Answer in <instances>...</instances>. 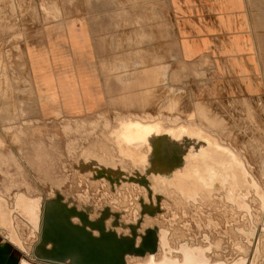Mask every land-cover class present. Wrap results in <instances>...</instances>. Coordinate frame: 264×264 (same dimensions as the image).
Wrapping results in <instances>:
<instances>
[{
  "label": "rangeland",
  "instance_id": "obj_1",
  "mask_svg": "<svg viewBox=\"0 0 264 264\" xmlns=\"http://www.w3.org/2000/svg\"><path fill=\"white\" fill-rule=\"evenodd\" d=\"M83 1L0 0V192L9 197L16 191H23L41 196L43 200L59 194L70 203L74 201L84 209L91 206L95 211L107 205L119 213L118 220L126 223L116 225L118 220L114 217L116 224L111 223V211L105 214L104 223L115 230L113 233L118 235L122 226H131L139 231L147 226H158L164 231L159 235L161 239L168 243L173 239L176 241L171 243L174 250L187 242L201 250L204 261L200 264H212L218 260L214 254L216 247L217 253L226 261L252 257L255 264H264V114L255 113L245 99L214 100V96L206 91L209 78L206 67L193 73L192 76L199 79L198 83H194L180 78L178 71L181 67L159 65L161 59L157 52L155 65L149 67L145 59L141 60L144 58L141 52L137 54L140 60L138 66L131 64L130 56H124L127 58L123 59V89L117 92V96L115 93L109 95L108 111L97 119L98 122L104 121L107 128L104 132L106 143L97 140L99 145L88 144L94 131L85 129L87 118H59L54 124L58 129L34 120L36 115L29 112L35 108V97L28 54L32 53L31 48L37 41L44 39V33L48 32L52 22H64L68 15L80 12ZM139 38L141 40L140 35ZM171 57L172 61L176 57L173 46ZM172 97L177 101L174 106H170ZM199 102L201 104L197 106ZM117 106L139 112L124 114L129 118L141 122L159 120L157 124L162 126L161 129L153 130L158 137L130 141L114 136L117 120L124 117L117 114L120 111ZM24 109L28 112L20 113ZM39 116H42L43 122L48 118L47 114ZM66 123L72 128L64 132L63 125ZM124 125L133 126L128 120H124ZM167 132L172 133L169 140L163 138ZM211 134L217 138V143L220 141L234 150L231 148L229 155L226 152L213 157L205 154L206 160L199 162L192 154L206 145L214 148L215 138ZM163 140L164 145L170 148L166 154L155 153L153 156L147 148V141L163 143ZM122 142H125L124 145H121ZM181 148H187L183 150V155H180ZM152 157L155 161H149ZM79 160L90 161V170L78 169L76 163ZM146 161L150 164L155 162V166L151 168ZM246 162L250 164V172ZM137 172L145 176L150 185L140 184ZM235 174L241 181L237 184V193L232 194L227 184ZM106 177L115 183L110 186ZM254 177L258 180V188L253 187ZM104 180L106 183H103ZM193 180L197 185L191 183L186 187L179 183ZM238 196H241L238 203L227 201ZM176 198L181 202H177ZM141 200L151 203L155 212L147 215L139 208L136 210L134 207ZM128 206H132V210ZM227 207L234 208L236 212ZM73 218L79 219L78 215ZM16 224L24 237L23 250L10 244L11 240L2 229L0 240L8 241L11 254L19 261L71 264L68 259L55 263V260L38 256L34 251L40 241L38 234L33 233L32 227L19 217ZM244 224H248L243 226L245 234L239 233L237 226ZM162 252L163 249L158 246L153 257L155 262L163 259ZM174 253L178 256L166 257L181 262L182 253ZM123 259L124 264L144 263L147 253H124ZM2 264L7 263L3 261Z\"/></svg>",
  "mask_w": 264,
  "mask_h": 264
},
{
  "label": "crops",
  "instance_id": "obj_2",
  "mask_svg": "<svg viewBox=\"0 0 264 264\" xmlns=\"http://www.w3.org/2000/svg\"><path fill=\"white\" fill-rule=\"evenodd\" d=\"M44 34L28 54L35 97L29 112L55 129L59 118H87L89 145L106 143L97 119L108 111L109 95L123 89L124 56L138 66L140 52L148 67L157 52L159 65L181 67L180 78L194 83L193 73L206 67L214 100L245 99L264 114V0H84L80 12ZM117 107L122 116L139 113ZM39 114L48 115L45 122Z\"/></svg>",
  "mask_w": 264,
  "mask_h": 264
},
{
  "label": "bare ground",
  "instance_id": "obj_3",
  "mask_svg": "<svg viewBox=\"0 0 264 264\" xmlns=\"http://www.w3.org/2000/svg\"><path fill=\"white\" fill-rule=\"evenodd\" d=\"M174 94L175 93H173V95ZM173 97L170 99V106H174L177 102L174 101ZM200 104L201 103L199 102L197 106H199ZM124 120H128V123L132 124L133 126H125ZM174 121H177V119H175ZM157 123H159V120L155 122H141L140 120H135L129 118L128 116L119 117L116 123L117 125L115 126L116 129L114 130V136L121 139H129L130 141L132 140L137 141L138 139H142V140L154 139L158 137V133H155L153 130L162 127V126L158 127ZM63 127L65 128L64 132L67 131L68 128L69 129L72 128L70 124L63 125ZM160 135L159 137L161 139L172 138L171 136L172 133L169 132L165 133V136L163 135V138L161 137L162 135L161 136ZM212 138H215L214 141L216 142V143L214 142V148L206 145L201 147L200 149L194 150L192 155H195V157L197 158V160H199V162L202 160H206V155L209 157H213L214 155L216 156L223 155L224 152H226L227 155H229V153L232 150H234V148L229 145L226 144L224 145L222 143H219L220 141L217 143L216 140L217 138L215 136L213 137L212 135ZM167 139H166V143H167ZM124 143L125 142H122L121 145H124ZM69 145L70 143L68 144V146ZM147 148L151 150L152 155L154 156L155 153H159L160 155L166 154L170 146L168 147L167 144L164 145V140L163 143L147 141ZM186 149L181 148L180 155H183L184 154L183 150ZM128 150L129 149H125V151ZM148 153H150L149 150ZM148 157L151 156H149L148 154ZM150 159L151 160L149 161H155L153 157ZM166 159L167 158H164L163 160ZM149 161H146L145 163L147 165H151V168H153L155 166L154 165L155 162L153 164L152 163L150 164ZM245 164L247 166V171L250 172L249 162H246ZM76 165L77 168L80 170L89 171L91 167V162L86 160H79L77 161ZM203 173L205 174V172ZM137 175L139 176L137 181H139L140 184H142L143 186L150 185L146 180L145 176L142 177L141 173L139 172H137ZM239 175L242 176L241 174ZM113 177L115 178L116 175H113ZM207 177L208 176H206V178ZM106 179L107 182L110 184V186L112 183H115V181L112 182L110 180V177H106ZM240 181L241 180L237 177V174H235V176H232L231 179L229 178L227 185L230 186L229 189L232 192V194L237 193L238 190L237 184H239ZM104 182L105 180L103 181V183ZM257 182L258 180L254 177L253 187L258 188L256 186ZM179 183L182 185H187L186 187H188L191 183L197 185V182L195 180H193L192 182L179 181ZM100 186H102V184ZM263 189L264 188H262V190ZM62 196L63 195L55 194L51 198L46 197L48 199L43 200L41 196L38 195L32 196L23 191H16L12 193L9 197H7L6 194L0 192V229H2L4 234L11 240L12 243L10 244H13L14 246L22 250L24 248V244H23L24 237L22 238V236L20 235L16 224L17 217H19L32 227L33 233H35L36 235L38 234L37 235L38 238L40 237L39 244H37L36 249H34L36 254L38 256H41L43 259L45 258L46 260L49 261L55 260V263L57 261L62 262L68 259L71 262V264H124V259H123L124 253H129V252L135 255L147 253V260L144 263H137V264H200L202 261H204V258L202 257L203 252L201 250L196 249L195 247H192L190 244H188V242L179 245L178 250H174V247L171 243L176 241H174L173 239V242L168 243L167 241L161 239L159 235L163 234L164 231H161L160 227L158 226L157 227L147 226V228H145L142 231H139L137 228H133L131 226H127V227L122 226L118 229V233H119L118 235L121 236H118L117 234L113 233L115 231L114 229L110 228L109 225L104 223L105 214H108V212L110 213L111 211V217L113 220L111 223L116 224L114 218L118 220L120 218V215H118L119 213L116 212L115 209H111L107 205L102 206L101 209H99V211H95V209L91 206H87L84 209L73 203L74 201L71 203L69 201H66ZM240 197L241 196H238V198L235 197L228 198L227 201L235 204L236 201L237 203L240 202L239 200ZM175 200H177V202H181L177 198ZM255 200H256L255 197H253V201ZM137 205L138 206L134 208H136V210L137 208L141 209V211H143L147 215H151L155 212L153 205L151 203H147V202L145 203L144 200L143 201L141 200V203H138ZM130 207L132 206H128L127 208L132 210V208ZM227 208L236 212L234 208L232 209L230 207ZM74 215H78L79 219H74L73 218ZM262 220H263L262 227H264V217H262ZM114 224H110V226H113ZM123 224L126 223H124L121 220H118V223L116 225L121 226ZM247 225L245 224L239 225L237 226L236 230L239 233L245 234L243 232L244 231L243 226H247ZM239 227H242V229H239ZM29 229L30 228H28V230ZM125 231L130 235H128ZM246 235L248 236L249 234ZM10 244H8V241L0 240V264H2L3 261H6L7 264H31L28 260L25 259L19 261L17 257H15V255H12ZM158 246H160L163 249L161 256L163 259L161 261L155 262L153 257H154V252ZM214 250H215L214 254L218 256V260H216V262L212 264H255L252 257L249 259L243 258L239 261L236 260L226 261L222 259L220 255L217 253V247ZM174 251H179L180 253H182V257L180 258L182 259L181 262L178 261L177 259L166 257V255H169L170 257L178 256V254L174 253Z\"/></svg>",
  "mask_w": 264,
  "mask_h": 264
},
{
  "label": "flooded vegetation",
  "instance_id": "obj_4",
  "mask_svg": "<svg viewBox=\"0 0 264 264\" xmlns=\"http://www.w3.org/2000/svg\"><path fill=\"white\" fill-rule=\"evenodd\" d=\"M12 255H14V254H12Z\"/></svg>",
  "mask_w": 264,
  "mask_h": 264
}]
</instances>
